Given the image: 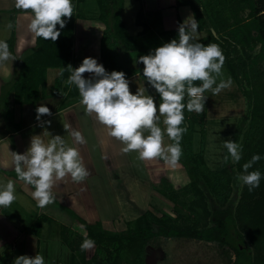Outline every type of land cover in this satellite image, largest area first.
<instances>
[{"label":"crops","instance_id":"obj_1","mask_svg":"<svg viewBox=\"0 0 264 264\" xmlns=\"http://www.w3.org/2000/svg\"><path fill=\"white\" fill-rule=\"evenodd\" d=\"M133 1L137 3L133 4L132 9L128 7L127 11L123 10L122 21L129 34L137 37L141 45V49L128 54V59H131L135 68L142 70L144 65L136 63V58L148 54L150 50L164 43L159 33L177 30L179 23L194 14L189 6H177V0H167V2L146 0V5L142 4L141 0ZM142 10L144 22L148 26V31L145 32L144 26L138 24L136 20ZM96 12L98 11L81 3L73 8L71 18H63L74 26L71 53L73 68L78 67L85 57L96 58L101 64L102 38L106 26ZM31 18V11L15 8L14 0H0V39L7 41L9 50L15 57L13 61L0 63V92L3 85L13 81L17 62L22 55L38 46L39 38H36L27 28ZM8 25L12 27L9 28ZM206 36L205 31L198 29L196 41ZM224 69L222 67L217 82L231 78L232 84L219 94L214 95L211 90L206 91L209 102L220 99L219 95L238 91L237 82L229 75L230 73H225ZM60 70L56 67L47 69L46 86L40 87L42 99L35 105L17 104L15 92L10 94V108L20 130L9 133L0 112V181L5 183L8 180L14 181L17 196L10 206L0 207V264H12L15 257L19 255L26 254L31 257L37 253L45 257L47 264H56V238L54 237L52 241L46 235L56 234V223L60 224V227H67L68 221H72V217L70 219L67 216L56 215V200L44 208L38 207L31 197L32 187L17 179L11 163L12 152H25L33 135H43V132L47 130L53 136L57 134L64 136L65 140L71 143L72 138L67 135L64 124L70 125L72 129L79 130L84 135L87 143L78 147L84 164L89 170V176L80 183L72 182L70 177L58 181L53 192L67 208H73L80 213V217L86 222L99 223L103 228L114 224V221L118 219L129 220L128 216L133 212L119 206L125 190L131 199H137L136 204L140 207L141 187L146 190L152 187L151 177H154L156 172H161L164 180H168V177L175 179L177 175L182 181L185 179L183 175L188 176L185 168L179 163L175 167H170L159 158L141 161L137 158L135 151L123 153L122 144L115 138L109 137L106 128L100 125L93 115L84 113L78 89L66 83L68 77L61 76ZM68 74L70 75L69 72ZM83 75L86 78L91 76L87 72ZM129 81L130 91L133 93L143 84L145 87L148 86L140 73L129 78ZM131 82L136 83L135 90L133 86L135 84ZM151 90L154 89L151 88ZM150 94H152L151 91ZM152 95H155V92ZM40 104H45L52 113L51 116L44 115L41 118L42 121L50 120V125L45 124L41 127V122L36 120L35 109ZM162 119L159 125L161 128L164 127ZM43 138L47 141L49 137L43 136ZM164 143H171L167 136L164 138ZM137 217L139 216H136V219ZM33 218L38 220L35 227L30 222ZM59 218L64 219L65 225L61 224L60 221L63 222V220Z\"/></svg>","mask_w":264,"mask_h":264},{"label":"clouds","instance_id":"obj_2","mask_svg":"<svg viewBox=\"0 0 264 264\" xmlns=\"http://www.w3.org/2000/svg\"><path fill=\"white\" fill-rule=\"evenodd\" d=\"M15 8L31 11L32 18L27 28L36 38L55 42L61 35L73 13V0H14ZM59 25V28L57 27ZM9 28L12 25H8ZM199 23L194 15H189L178 24L177 38L163 43L136 58V63L144 65L142 76L156 95L139 86L133 93L130 81L123 71H106L96 58L85 57L78 67L71 65L60 70L63 76L67 70L70 75L66 80L78 89L80 104L86 115H93L95 120L107 130L109 137L122 144L121 151H135L141 161L161 159L165 165L175 167L182 155L181 140L187 131L184 111L201 113L205 109V92L211 90L219 94L232 84L231 78L220 80L225 57L216 43L203 44L196 41ZM15 60L5 39H0V63ZM87 72L91 76L85 77ZM200 81L199 85L194 82ZM158 96V101H157ZM186 100V102H185ZM36 120L40 126L50 125L51 121H42L44 115L52 113L45 104L36 107ZM164 125L161 128L160 122ZM69 143L64 136L52 135L45 130L43 135H33L30 145L23 153L12 152L11 163L17 179L32 187L31 197L40 208L52 204L56 197L53 192L58 181L70 177L74 183H80L89 176L79 145L86 144L84 135L70 125L64 124ZM43 136L49 137L47 141ZM167 136L172 143L165 144ZM224 148L233 162L242 159V146L235 141L224 140ZM260 154H253L242 165L243 172L238 179L251 192L260 186L264 173L259 169L249 171L260 161ZM17 199L15 182L0 181V207L10 206ZM84 239L81 251L95 247V241L87 236L84 225ZM12 264H47L42 254L15 257Z\"/></svg>","mask_w":264,"mask_h":264},{"label":"trees","instance_id":"obj_3","mask_svg":"<svg viewBox=\"0 0 264 264\" xmlns=\"http://www.w3.org/2000/svg\"><path fill=\"white\" fill-rule=\"evenodd\" d=\"M84 1L73 0L74 4L76 2L73 8ZM97 1L100 10L99 19L106 26L102 38L101 64L108 72L112 70L123 71L127 79L138 73L143 78L142 70L135 68L132 65L133 62L127 61L128 54L141 49V45L138 43L137 37L129 34L122 21L125 0ZM176 4L179 7L189 6L192 9L199 23L198 29L207 33L205 38L197 42L219 45L225 57L224 64L230 76L239 85L236 75V60L232 57L231 51L226 48L231 42L235 46L243 49L249 48L250 50H254L258 45L264 46V5L259 4L257 0H177ZM245 12H247V16H243ZM137 21L138 24L144 26V32L148 31V26L144 22L143 10L138 14ZM57 27L59 28V25ZM73 31V24L66 23L65 27L61 29V35L55 42L39 38L38 46L24 53L18 60L13 81L3 85L0 92V112L9 133L20 130V126L16 123L14 113L10 108V94L13 91L15 92L17 104L35 105L38 103L42 99L40 87L46 86L45 75L47 69L50 67L62 69L71 65ZM159 36L166 43L173 38H177L178 32L177 30L163 31L159 33ZM232 47L234 48L233 45ZM259 59H264L263 50L258 56L251 59L248 67L254 69ZM68 75V71L65 70L63 76L68 77ZM245 76L247 77V74ZM194 83L199 85L201 82L196 81ZM241 91L244 93L242 88ZM245 97L247 98V96ZM206 112V104L204 111L201 113L195 112L189 115L185 109L184 116L187 131L183 134L180 142L182 155L178 163L185 168L196 197V200L191 204L181 202L180 205L194 217H197L200 211L198 204L203 203L204 200L208 201L211 215L209 225L204 228L197 225L180 227L176 220L168 217L160 220L151 212H146L135 222V227L132 230L126 234H120L105 230L99 223L90 224L86 222L66 206H61L63 210L70 214L75 223L84 225L89 237L94 241L102 242L105 239L120 241L121 254L118 258L119 260H128L131 264H146V243L158 238L192 239L217 243L220 246L231 244L236 249V264H254L251 249L237 229L233 208L234 202L231 200L227 203L233 188L232 167L229 165V159L225 161L224 168L219 171H212L206 165L204 159L205 138L202 140L203 149L201 153L196 156L193 151V140L198 127L203 130L205 128ZM252 131L248 139V145H246L244 163L250 160L253 154L258 153L264 157V121L254 125ZM238 133H235L231 139L232 141L236 142L235 138H237ZM255 169H259L261 173H264V158L255 163L249 171ZM239 170L243 172L242 165H240ZM163 183L169 187L165 180H163ZM253 193L252 195L260 194L258 207L264 212V178L261 179L260 186L254 189ZM55 200L58 203V198ZM255 212L251 214L252 218L256 217ZM260 221L264 222V217ZM261 243L264 246V238ZM240 246H244V250H241ZM131 255L134 257L133 260L130 259Z\"/></svg>","mask_w":264,"mask_h":264},{"label":"rangeland","instance_id":"obj_4","mask_svg":"<svg viewBox=\"0 0 264 264\" xmlns=\"http://www.w3.org/2000/svg\"><path fill=\"white\" fill-rule=\"evenodd\" d=\"M257 1L259 4L264 5V0ZM141 2L146 5V0H141ZM164 2H167V0H164ZM83 3L94 11H98L96 14L98 17L100 16L97 0H85ZM134 3L136 4L137 1L125 0L124 11H127L128 7L132 9ZM75 4L73 3V5ZM247 12L243 16H247ZM226 49L231 51L232 57L236 60L238 91L227 95H219L220 99L211 100V102H209L208 95L205 92L207 97L205 102L207 108L206 125L204 130L198 127L193 140V151L196 156L201 153L203 149L202 140L205 138L204 159L206 165L212 171H219L224 168V157L227 155V149L223 146L224 140L232 139L235 133L239 132L235 139L242 146V159L239 162H233L229 157V165L232 167L233 188L227 203L231 200L234 202L233 208L237 229L251 249L253 263L264 264V246L261 243L264 238L262 237L264 235V222L260 221L264 217V212L258 207L261 196L260 194L252 195L254 190L249 192L247 186L243 185L238 179L239 175L242 174V170H239V168L240 165L244 164L243 158L246 153L248 139L253 132L252 127L264 121V59H259L254 69L248 67L252 58L258 56L262 50L264 53V46L258 45L254 50H250L249 48L243 49L235 46L231 42ZM127 61L132 62L131 59H127ZM223 68H225V73H229L225 64H223ZM245 74H247V77ZM131 83L135 84L133 85L135 90L136 83ZM146 87L148 89V86ZM148 91L149 94L150 91L154 94V90L152 91L151 88ZM239 92L241 95L238 94ZM192 113H195V111H188L189 115ZM156 173L153 175L154 177H151L152 187L147 190L141 187L142 194L140 198L142 197V202L140 207L136 204L138 203L137 199H131V196L127 194V190L124 191L125 194L119 202V206L124 210L126 209V211L131 210L133 213L128 216V221L124 218L122 220L118 219L114 221V224L104 227L105 230L126 234L135 227V222L146 212H151L160 220L167 217L176 220L180 227L197 225L204 228L210 224L211 215L208 201L204 200L203 203L198 204L200 211L197 217H194L180 205L181 202L191 204L196 200L188 176L183 175L185 179L182 181L177 175H175V179L168 177V180H165L167 184L169 183L168 187L163 183V174L161 172ZM61 206L66 205L59 198L58 203H56V215L58 217H60L59 215L67 216L71 219L70 214L65 212ZM70 209L77 215H81L73 208ZM254 211H256V217L252 218L251 214H254ZM136 216L139 217L136 219ZM256 218L259 220H254ZM59 219L63 220V222H60L65 225L64 219ZM30 222L35 227L38 220L33 218L30 219ZM59 225L56 223L55 235L52 233L46 235L52 241L54 237L56 238V264H131L128 260H119L118 258L121 254L120 241L112 239H105L102 242L95 241L94 248L81 251L80 244L84 239V230L81 229L80 224L75 223L72 218V221H68L67 227H60ZM87 236L89 237L88 232ZM145 250L146 259L154 256V264H233L235 260L228 247L192 239H153L146 243ZM130 259H134L133 255L130 256Z\"/></svg>","mask_w":264,"mask_h":264},{"label":"flooded vegetation","instance_id":"obj_5","mask_svg":"<svg viewBox=\"0 0 264 264\" xmlns=\"http://www.w3.org/2000/svg\"><path fill=\"white\" fill-rule=\"evenodd\" d=\"M223 247H228L231 250L232 254L234 255V259H235L233 264H236V262H237V253H236L235 246H233L231 244H227V245H224ZM244 248H245L244 246H240L241 250H244Z\"/></svg>","mask_w":264,"mask_h":264},{"label":"water","instance_id":"obj_6","mask_svg":"<svg viewBox=\"0 0 264 264\" xmlns=\"http://www.w3.org/2000/svg\"><path fill=\"white\" fill-rule=\"evenodd\" d=\"M154 256H150L146 259V264H154Z\"/></svg>","mask_w":264,"mask_h":264}]
</instances>
